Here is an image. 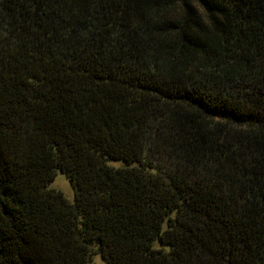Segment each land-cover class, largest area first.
Returning <instances> with one entry per match:
<instances>
[{
	"label": "trees",
	"instance_id": "trees-1",
	"mask_svg": "<svg viewBox=\"0 0 264 264\" xmlns=\"http://www.w3.org/2000/svg\"><path fill=\"white\" fill-rule=\"evenodd\" d=\"M95 255L264 264V0H0V264Z\"/></svg>",
	"mask_w": 264,
	"mask_h": 264
},
{
	"label": "rangeland",
	"instance_id": "rangeland-1",
	"mask_svg": "<svg viewBox=\"0 0 264 264\" xmlns=\"http://www.w3.org/2000/svg\"><path fill=\"white\" fill-rule=\"evenodd\" d=\"M113 165H118L121 162L112 161ZM50 188L61 191L67 198L73 200L74 190L70 182L67 180L64 174L58 172L52 182L49 185ZM91 264H102V259L97 255L93 257Z\"/></svg>",
	"mask_w": 264,
	"mask_h": 264
}]
</instances>
